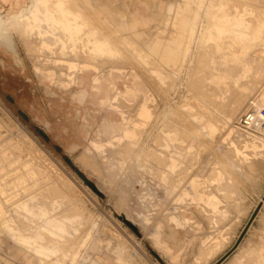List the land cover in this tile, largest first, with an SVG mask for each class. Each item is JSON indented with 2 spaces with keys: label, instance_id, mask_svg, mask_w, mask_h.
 <instances>
[{
  "label": "rangeland",
  "instance_id": "rangeland-1",
  "mask_svg": "<svg viewBox=\"0 0 264 264\" xmlns=\"http://www.w3.org/2000/svg\"><path fill=\"white\" fill-rule=\"evenodd\" d=\"M62 1L120 63L79 55L83 68L63 82V59L42 47L49 26L35 19L29 43L18 27L0 37V120L11 130L0 141V264H264V135L239 128L248 108H264V62L216 31L251 37L250 9L264 5ZM146 43L171 47L175 60L149 55L146 65ZM21 162L37 168L30 181Z\"/></svg>",
  "mask_w": 264,
  "mask_h": 264
},
{
  "label": "bare ground",
  "instance_id": "bare-ground-1",
  "mask_svg": "<svg viewBox=\"0 0 264 264\" xmlns=\"http://www.w3.org/2000/svg\"><path fill=\"white\" fill-rule=\"evenodd\" d=\"M84 1V0H83ZM229 1V0H228ZM72 2V1H71ZM87 3L89 2V0H87L86 1ZM260 2L264 5V0H260ZM75 4V3H74ZM215 4H218V3H215ZM223 4H225V3H223ZM236 4V3H235ZM228 5V4H227ZM230 5H231V3H230ZM215 6V5H214ZM218 6V5H217ZM216 6V7H217ZM76 7H77V5H76ZM212 7V6H211ZM233 7V6H232ZM238 7H240V6H238ZM258 7V6H257ZM222 8V7H221ZM261 8V7H260ZM72 9V8H71ZM211 9H213V8H211ZM218 9H220V7L218 8ZM224 9V8H223ZM241 8H239V13L240 12H242L241 10H240ZM74 10V9H73ZM96 10V9H95ZM222 10V9H221ZM220 10V11H221ZM251 11H252V14H253V18H255V21H251L252 19H250V17H249V22H251L252 24L253 23H255V24H253L254 25V27H253V25H252V27H253V29L251 30L252 31V36L251 37H249V38H246V36H244L243 34L241 35V34H238V35H236V34H232V35H226V31H227V29L226 28H224V29H226V31H224V30H216V31H218L217 33H218V36L217 37H224V39L225 40H227L228 41V43H229V46H231V47H233V48H237V49H239L240 51V55L241 56H246V55H248V54H252L253 53V56H251V57H253V59H255V60H257V61H259V62H264V40L261 42L260 40H258V38H259V36H258V34L260 33V28H261V25H264V11H262V10H252V9H250ZM72 10H70L69 8H68V5L66 6L65 5V3L62 1V0H30V1H28V2H25L24 0H0V37L3 35V34H5V33H9V30H11L12 29V26H13V28L15 27H18V29H16V30H18L17 32H18V34L20 33V39H29L30 38V40H31V31L33 30H35L36 29V27H37V24H36V22H35V19H37L41 24H42V26H41V28H42V30H43V28H45L44 26H49L48 28H50L51 29V31H49V30H46V31H49L48 33H49V35L48 36H46V39H48V40H50V44L48 43V42H46V41H44L43 42V45H42V47L44 48V47H46V48H48L49 47V45L50 46H54V48H55V56L56 57H58L60 60H62L63 59V61H61V65H63V70L62 69H60V70H62V72H58V75L60 76V78H59V80L60 81H63V82H73L74 80H75V77H76V74L79 72V71H81V69L83 68V66H81V65H79V64H77V63H75L74 62V59H76V58H78L79 57V55H81L82 57H84V59L86 58L87 60H89V61H94V62H99V58H103L105 55L106 56H108L109 58L108 59H106V60H102V59H100V60H102V61H100V65H101V67H102V64L101 63H104V62H107V61H111L112 63L114 62H116L115 64L117 65V63L120 61V59L118 58V56H117V53L115 52V50L112 48V47H110V45H108L107 44V42H103V41H100V38H99V36H98V38H99V40L97 39V37H95L94 39V41H90V40H88L87 38H86V36H85V32H84V30H83V26H85V28H87V26L89 25V22H88V25L86 26V24L85 25H83V24H79V23H82L83 21L81 20L80 21V19H81V17H79L80 19H79V23H78V21H77V23H75L74 21H72V17L74 16V14H73V12H76V11H72ZM98 10H96V12H97ZM216 11V10H215ZM95 12V13H96ZM211 12H212V10H211ZM219 12V11H218ZM223 12H225V13H223ZM222 13L223 14H218V15H220V16H217V13L215 14L216 16L215 17H218L217 19H218V21L219 20H221V19H223V18H225V15H226V9H225V11H223ZM234 12V11H233ZM247 12V11H246ZM85 13V12H84ZM231 13H232V11H231ZM97 14L99 15V12H97ZM210 14H212V13H210ZM246 14H250V12L248 11ZM27 15H30L31 16V21H29V19L27 18ZM92 16H93V14H91ZM100 15H101V13H100ZM155 15V14H154ZM213 15V14H212ZM230 15V14H229ZM228 15V16H229ZM237 15H238V13H237ZM58 16V17H57ZM86 16V15H85ZM88 16V15H87ZM90 16V15H89ZM102 16V15H101ZM100 16V17H101ZM232 16V15H231ZM239 16H241V15H239ZM239 16H237V17H239ZM246 16V15H245ZM75 17V16H74ZM94 17V16H93ZM117 17V16H116ZM235 17V16H234ZM95 18V17H94ZM106 18V17H105ZM123 18V17H122ZM212 17H210V19H211ZM247 18V17H246ZM77 19H78V17H77ZM98 19V18H97ZM194 19V18H193ZM208 19V18H207ZM84 20V19H83ZM92 20V19H91ZM95 20V19H94ZM93 20V21H94ZM99 20V19H98ZM97 20V21H98ZM119 20V19H118ZM122 20V19H121ZM120 20V21H121ZM242 20V19H241ZM246 20V19H245ZM72 21V22H71ZM86 20H84V22H85ZM92 21V22H93ZM124 21V20H123ZM123 21H122V23H123ZM217 21V22H218ZM244 21V20H243ZM74 22V23H73ZM99 22V21H98ZM214 22H216V20L214 21ZM248 22V23H249ZM94 23V22H93ZM101 23V22H100ZM108 23V22H107ZM119 23V22H118ZM97 24V23H96ZM109 24V23H108ZM125 24V23H124ZM123 24V25H124ZM170 24V23H169ZM227 24V23H226ZM101 24H99V26H100ZM104 25V24H103ZM210 25V24H209ZM220 25V24H219ZM92 26V25H91ZM91 26H89V27H91ZM229 26V25H228ZM89 27L87 28V31H88V29H89ZM104 27H105V25H104ZM111 27V26H110ZM119 27V26H118ZM118 27H116V28H118ZM168 27V26H167ZM218 27V26H217ZM222 27V26H221ZM223 27H224V24H223ZM11 28V29H10ZM53 28L54 29H56L57 30V34L58 35H55L54 34V31H53ZM107 28V27H106ZM239 28V27H238ZM39 29H40V27H39ZM92 30L93 29H95V28H91ZM90 29V30H91ZM97 29V28H96ZM99 29V28H98ZM108 29V28H107ZM118 29H120V27L118 28ZM117 29V30H118ZM122 29H126V27L125 28H122ZM105 30V29H104ZM138 30V29H137ZM190 30V29H189ZM13 31H15V29L13 30ZM13 31H10V32H13ZM45 31V30H44ZM86 31V32H87ZM106 31H108V30H106ZM113 31V30H112ZM16 32V33H17ZM89 32V31H88ZM111 32V31H110ZM233 32H235V31H233ZM242 32V31H241ZM91 33V32H90ZM104 33H105V31H104ZM115 33V32H114ZM162 33V32H161ZM210 33V32H209ZM237 33V32H236ZM35 34V33H34ZM92 34H95V33H92ZM116 34V33H115ZM122 34V33H121ZM128 34V33H127ZM205 34V33H204ZM231 34V33H230ZM6 35V34H5ZM8 35V34H7ZM88 35V34H87ZM96 35V34H95ZM100 35H101V33H100ZM105 35V34H104ZM113 35V34H112ZM120 35V34H119ZM156 36H157V34H155ZM161 35V34H160ZM210 35H212V33L210 34ZM260 35V34H259ZM89 36V35H88ZM102 36V35H101ZM121 36V35H120ZM110 37V36H109ZM131 37V36H130ZM154 37V36H153ZM157 37H160V36H157ZM206 37V36H205ZM205 37H204V39H205ZM207 37H208V35H207ZM213 37V36H212ZM8 38V37H7ZM39 38H41V37H39ZM105 38V37H104ZM119 38H121V37H119ZM214 38V37H213ZM28 39H27V41H28ZM93 39V38H92ZM110 39V38H109ZM123 39V38H122ZM125 39V38H124ZM203 39V38H202ZM263 39V38H262ZM22 40V41H23ZM45 40V39H44ZM116 40H117V36H116ZM120 40V39H119ZM111 41H112V38H111ZM122 41V40H121ZM125 41V40H124ZM205 41H206V39H205ZM214 41V40H213ZM220 41V40H219ZM114 42H116V41H114ZM128 42V41H127ZM204 42V41H203ZM214 42H216V41H214ZM26 43V42H25ZM28 43H29V41H28ZM125 43V42H124ZM24 44V43H23ZM116 44L117 43H115L114 45L116 46ZM134 44V43H133ZM204 44H206V43H204ZM215 44V43H214ZM223 44H224V42H223ZM223 44H222V48H223ZM27 47H28V45L27 44H25ZM118 45H119V43H118ZM125 45H127V44H125ZM125 45H123L122 44V46L124 47V48H126L125 47ZM131 45V44H130ZM145 45V48H146V51H147V53H144L145 54V58H144V56H143V58H142V62L143 63H146V65L147 64H149V65H154L155 63L153 62V60L152 59H150L149 58V55L150 56H158L159 58H160V62L162 63V64H164V65H167L168 66V64L171 62V61H174L175 60V58H176V52L173 50V49H169V50H165V51H162V54H160V52H159V45H157V46H154V44H150V43H146V44H144ZM217 45V44H216ZM121 46V45H120ZM121 46V47H122ZM218 46V45H217ZM30 47V46H29ZM42 47H40V48H42ZM131 47H133V46H131ZM208 47V46H207ZM31 48V47H30ZM42 48V49H43ZM50 48V47H49ZM134 48V47H133ZM213 48V47H212ZM118 49H120V48H118ZM40 50V49H39ZM124 50V49H123ZM128 50H129V48H128ZM135 50H137V49H135ZM134 50V51H135ZM139 50V49H138ZM42 51V50H41ZM129 51H132V50H129ZM145 51V50H144ZM145 51V52H146ZM227 51V50H226ZM225 51V52H226ZM31 52V51H30ZM44 52V51H43ZM46 52V51H45ZM137 53H140V52H138V51H136ZM32 53V52H31ZM38 53V52H37ZM52 53H53V51H52ZM128 53V52H127ZM126 53V54H127ZM131 53V52H130ZM130 53H129V55H130ZM228 53V52H227ZM36 54V53H35ZM124 54V53H123ZM123 54H122V56H123ZM125 54V55H126ZM132 54V53H131ZM131 56V55H130ZM237 56H239V55H237ZM241 56H239V57H241ZM33 58V57H32ZM73 59V60H70V59ZM231 58V57H230ZM78 59H80V58H78ZM78 59H76V60H78ZM85 59V60H86ZM126 59V58H125ZM36 60V59H35ZM149 60H151V61H149ZM236 60V59H235ZM89 61H88V64H89ZM41 62H42V60H41ZM80 62H81V60H80ZM37 63V62H36ZM79 63V62H78ZM86 63V62H85ZM91 63H93V62H90V66H91ZM109 64H110V62H108ZM120 63V62H119ZM231 63V62H230ZM245 63V62H244ZM105 64V63H104ZM103 64V65H104ZM255 64V63H254ZM42 65V64H41ZM92 65H94V64H92ZM113 66H115L114 64H112ZM37 66H39V65H37ZM89 66V67H90ZM97 66V65H96ZM96 66H94V68H97ZM155 66V65H154ZM42 67V66H41ZM44 67V66H43ZM106 67V66H105ZM152 67V66H151ZM56 68V67H55ZM93 68V67H92ZM100 68V67H99ZM242 68V67H241ZM244 68H246V67H244ZM42 69H45V68H42ZM54 69V68H53ZM58 69V68H57ZM57 69H55V70H57ZM102 69V68H101ZM226 69V68H225ZM99 70V69H98ZM215 70V69H214ZM242 70V69H241ZM108 71V70H107ZM158 71V70H157ZM157 71H155V72H157ZM230 71V70H229ZM160 73H161V70H160ZM163 73V72H162ZM161 73V74H162ZM108 74H109V72H108ZM230 75V74H229ZM232 76V75H231ZM58 77V76H57ZM242 78V77H241ZM249 78V77H248ZM58 79V78H57ZM238 80V79H237ZM62 82V83H63ZM97 82V81H96ZM119 99H122V98H116L115 100H116V102L118 103V102H120L119 101ZM124 100V99H123ZM111 105V104H110ZM113 106V105H112ZM117 106V105H116ZM116 106H113L114 108H118V107H116ZM121 107V106H120ZM139 107H141V106H139ZM148 107V106H147ZM148 109V108H147ZM145 107H143L142 108V110H141V112H140V115L141 116H144V117H146V118H148L149 117V113H148V110H147ZM142 124V123H141ZM142 126V125H141ZM1 127L2 128H5V131H0V141L1 140H3V139H8V137H10V133H11V130L10 129H8V127L0 120V129H1ZM136 127V126H135ZM239 128H240V130L241 131H243L242 130V128L240 127V125H239ZM131 134H133L134 135V133L133 132H131V131H129ZM243 132H245V133H255L254 131H252V132H249V131H243ZM18 135H21L22 136V132H20V133H18L16 136L18 137ZM121 138V140H123V139H128L127 137H125L124 135H122V136H120ZM16 138V137H15ZM15 138H14V140H15ZM19 138V137H18ZM17 138V139H18ZM21 138V137H20ZM19 138V139H20ZM12 139V138H11ZM9 141H11L12 142V140H9ZM16 141H18L19 142V144L20 143H22L20 140H15L14 141V143L16 142ZM125 141V140H124ZM11 142H9L7 145H8V148H7V150L10 152V149L11 150H13L12 148H14V150L13 151H15V146H16V148H20V147H18V143L14 146H10L9 144L11 143ZM23 142L24 143H26V142H30V139H28L27 138V136H25L24 134H23ZM23 143V144H24ZM4 144L5 143H3V145L2 146H4ZM13 144V143H12ZM6 145V146H7ZM22 145V144H21ZM33 145V144H32ZM1 146V147H2ZM29 146H30V144H29ZM22 148H23V146H21ZM27 147V146H26ZM33 147V146H32ZM98 147V146H97ZM30 148V147H29ZM28 148V150H30ZM2 149V148H1ZM0 149V150H1ZM99 149V148H98ZM27 150V149H26ZM32 150V149H31ZM30 150V151H31ZM34 150V149H33ZM16 151H17V153H19V155H21V152H19L18 151V149H16ZM25 151V150H24ZM36 151V150H35ZM34 151V153L36 154V155H39V153H38V151H36L35 152ZM5 152V149L3 150V152H1L0 151V157H1V155L2 154H5L4 153ZM9 152H7L8 154H10ZM12 152V151H11ZM22 153H23V151H22ZM27 153V152H26ZM25 153V154H26ZM34 153H33V155H34ZM12 154V153H11ZM28 154V153H27ZM30 155V154H29ZM35 155V156H36ZM3 156V155H2ZM5 156V155H4ZM3 156V157H4ZM13 158L14 157H16V159L17 158H20L19 156L17 157V156H13V155H11ZM22 157V156H21ZM27 157L28 156H26V161H27ZM2 158V157H1ZM30 158V157H29ZM29 158H28V160H29ZM19 160V159H18ZM31 161H33V159H31ZM38 161V160H37ZM12 163H14L13 161H11ZM28 162V161H27ZM30 162V161H29ZM21 163H23V162H21ZM31 164H33L32 162H30ZM15 164H16V162H15ZM15 164H12V165H14L15 166ZM23 164H28V163H26V162H24ZM36 164V163H35ZM11 165V164H10ZM21 166V164L19 165V166H21V169L23 168V170L24 171H22V173H24V176L25 177H23L25 180H26V178H29V180H27V181H30V178H32L31 177V175L33 174V173H36V171H37V168L34 166V165H32V166H34V168H29V166ZM30 165V164H29ZM13 166V167H14ZM19 166H17V167H15V168H19ZM40 167V166H39ZM15 170V169H14ZM19 171H21L20 169H19ZM40 172V171H39ZM22 173H21V176H22ZM37 173H38V171H37ZM20 176V178L19 179H21L22 177ZM22 180V179H21ZM22 182H23V180H22ZM26 183V182H25ZM27 207V206H26ZM52 234V233H51ZM37 247H35V249H36ZM32 250V249H31Z\"/></svg>",
  "mask_w": 264,
  "mask_h": 264
},
{
  "label": "built area",
  "instance_id": "built-area-1",
  "mask_svg": "<svg viewBox=\"0 0 264 264\" xmlns=\"http://www.w3.org/2000/svg\"><path fill=\"white\" fill-rule=\"evenodd\" d=\"M240 127L243 131H259L264 135V108H248L240 120Z\"/></svg>",
  "mask_w": 264,
  "mask_h": 264
},
{
  "label": "crops",
  "instance_id": "crops-1",
  "mask_svg": "<svg viewBox=\"0 0 264 264\" xmlns=\"http://www.w3.org/2000/svg\"><path fill=\"white\" fill-rule=\"evenodd\" d=\"M169 49H172V48L171 47H165V46L159 45V52H160V54H162V51L169 50Z\"/></svg>",
  "mask_w": 264,
  "mask_h": 264
},
{
  "label": "water",
  "instance_id": "water-1",
  "mask_svg": "<svg viewBox=\"0 0 264 264\" xmlns=\"http://www.w3.org/2000/svg\"><path fill=\"white\" fill-rule=\"evenodd\" d=\"M226 257H227V256H225V258H226ZM225 258H223V259H222V261H223ZM222 261H220V262H219V263H217V264H220Z\"/></svg>",
  "mask_w": 264,
  "mask_h": 264
}]
</instances>
